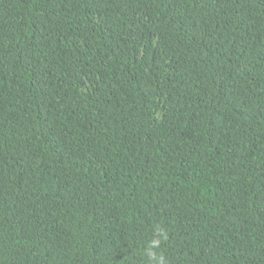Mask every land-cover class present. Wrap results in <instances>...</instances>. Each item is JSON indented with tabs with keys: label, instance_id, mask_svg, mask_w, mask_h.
I'll return each mask as SVG.
<instances>
[{
	"label": "trees",
	"instance_id": "1",
	"mask_svg": "<svg viewBox=\"0 0 264 264\" xmlns=\"http://www.w3.org/2000/svg\"><path fill=\"white\" fill-rule=\"evenodd\" d=\"M0 264H264V0H0Z\"/></svg>",
	"mask_w": 264,
	"mask_h": 264
}]
</instances>
